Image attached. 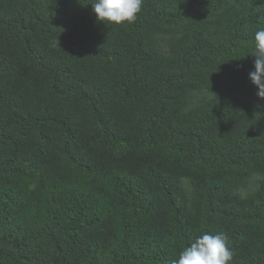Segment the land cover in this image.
<instances>
[{
    "label": "trees",
    "instance_id": "obj_1",
    "mask_svg": "<svg viewBox=\"0 0 264 264\" xmlns=\"http://www.w3.org/2000/svg\"><path fill=\"white\" fill-rule=\"evenodd\" d=\"M92 3L0 0V264H264V0Z\"/></svg>",
    "mask_w": 264,
    "mask_h": 264
},
{
    "label": "clouds",
    "instance_id": "obj_2",
    "mask_svg": "<svg viewBox=\"0 0 264 264\" xmlns=\"http://www.w3.org/2000/svg\"><path fill=\"white\" fill-rule=\"evenodd\" d=\"M143 0H93L92 8L98 22L120 25L134 23L142 10ZM254 71L249 73L257 96L264 99V28L254 34ZM234 252L228 238L222 234L203 233L182 249L171 264H233Z\"/></svg>",
    "mask_w": 264,
    "mask_h": 264
}]
</instances>
